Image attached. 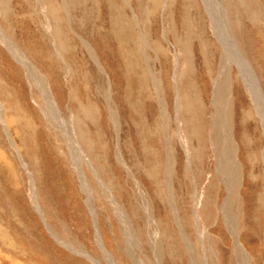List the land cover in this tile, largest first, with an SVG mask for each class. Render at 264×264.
<instances>
[{
  "label": "rangeland",
  "instance_id": "obj_1",
  "mask_svg": "<svg viewBox=\"0 0 264 264\" xmlns=\"http://www.w3.org/2000/svg\"><path fill=\"white\" fill-rule=\"evenodd\" d=\"M0 264H264V0H0Z\"/></svg>",
  "mask_w": 264,
  "mask_h": 264
},
{
  "label": "bare ground",
  "instance_id": "obj_2",
  "mask_svg": "<svg viewBox=\"0 0 264 264\" xmlns=\"http://www.w3.org/2000/svg\"><path fill=\"white\" fill-rule=\"evenodd\" d=\"M212 16V15H211ZM237 56V55H236ZM18 58V57H17ZM226 58V57H225ZM226 63V62H225ZM237 65L239 69L241 70V75L244 78V81L246 83V86L248 87L252 99H254L255 103L262 105V98L260 95V89L258 90V86L256 84V81L254 77L252 76V72L249 70L248 66L246 63L241 59V57H238L237 59ZM247 66V67H246ZM251 72V73H250ZM222 80V79H221ZM227 85L223 86L218 83L216 86V98H217V103H223V101H228V90H227ZM227 97V98H226ZM227 99V100H226ZM226 103V102H225ZM224 104V103H223ZM226 105V104H225ZM222 108V106H221ZM224 108V107H223ZM226 109V108H225ZM225 120V119H224ZM227 126V125H226ZM227 128V127H226ZM222 129V128H221ZM225 129V127H224ZM229 133V131H228Z\"/></svg>",
  "mask_w": 264,
  "mask_h": 264
}]
</instances>
